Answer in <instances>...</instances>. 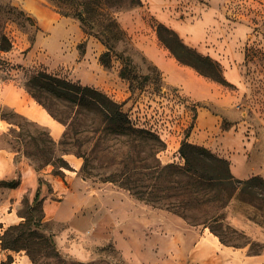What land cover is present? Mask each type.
<instances>
[{
  "label": "rangeland",
  "instance_id": "rangeland-1",
  "mask_svg": "<svg viewBox=\"0 0 264 264\" xmlns=\"http://www.w3.org/2000/svg\"><path fill=\"white\" fill-rule=\"evenodd\" d=\"M78 1L81 0H0V35L5 33L13 42L10 52H0V89L6 84L23 86L41 70L79 81L122 103L138 126L158 133L167 145L159 154L163 164L184 165L179 151L187 140L227 159L232 174L238 179L264 178V0H134V5L119 10L109 8L106 0H101V13L104 16L113 13L132 39L127 54L132 57L138 82H144L147 75L152 78L133 93L129 81L120 77L121 60L114 58L111 68L104 67L100 56L105 46L97 38L87 36L78 19L63 15V10L73 11ZM12 8L25 12L35 25L18 23ZM104 16L98 20H104ZM160 24L175 29L186 45L219 62L221 76L232 85L213 83L217 87L213 97L220 105L214 99L193 101L182 88L170 85L165 75H162L163 81L154 79L161 69L146 50L165 48L157 34ZM81 43H85L82 50ZM193 75L204 79L195 72ZM12 110L0 99V119L5 116L16 127L20 126L26 149L37 155L34 161L23 153L19 157L26 158L35 168L44 166L31 137H36L42 146L40 139L48 138L49 131L25 116L24 119L15 115ZM198 118L210 124L212 133L197 128ZM60 141L52 155L56 166L47 165L41 171L52 169V173H60L56 161L62 155ZM0 146L9 150L14 146L24 148L8 134L0 137ZM79 177L87 189L81 196L84 206L75 220L65 223L44 217L40 227L31 226L44 238L38 235L27 240V250H5L9 254L4 262L8 255L21 253L32 264H176L180 247L184 245L182 238L168 234L152 211L182 219L178 229L205 227L210 230V226H223L221 232L228 241L245 245L250 240L264 247L239 227L243 219L252 223L247 215L255 213L240 202L220 210L223 225H193L172 212L138 200L118 185L103 183L97 177H84L81 171ZM3 189L0 185V191ZM30 204L25 197L19 213L29 217ZM41 215L37 212L35 220ZM25 221L23 218L20 223ZM9 227L0 225V234ZM251 231L258 239L263 238L262 230Z\"/></svg>",
  "mask_w": 264,
  "mask_h": 264
},
{
  "label": "trees",
  "instance_id": "trees-1",
  "mask_svg": "<svg viewBox=\"0 0 264 264\" xmlns=\"http://www.w3.org/2000/svg\"><path fill=\"white\" fill-rule=\"evenodd\" d=\"M106 4L111 9L119 10L134 5L135 1L106 0ZM101 9V0H81L73 11L63 10V15L78 19L85 34L97 38L105 46L106 50L100 56L104 67L111 68L114 58L121 60L120 77L129 81V88L133 93L151 77L147 75L143 78L144 82H138L132 57L127 54L128 45L132 44L131 37L120 26L113 13L104 16ZM11 12L18 23L30 22L35 25L33 18L25 12L17 8H12ZM101 16H104V20H98ZM157 34L162 45L180 64L218 84L232 86L223 75L221 76L222 67L218 61L186 45L174 30L160 24ZM84 45L85 43H81L79 48L82 50ZM120 46L123 48L120 49ZM12 49L13 42L2 33L0 52H10ZM158 72L157 78L154 79L163 81L161 72ZM23 87L52 118L66 128L59 143L62 146V155L56 159L60 173L62 169L72 170L64 156L73 154L84 161L81 168L84 177H97L103 183L118 185L138 200L172 212L191 221L193 225L222 224L224 218L220 210L237 201L254 210L255 213L247 217L264 227L263 177L238 179L232 174L227 159L216 155L205 146L192 144L187 140L182 143L179 151L185 161L184 165L163 164L159 154L166 150L167 145L158 133L138 126L125 112L122 103L97 88L82 85L79 81L75 82L41 70L26 80ZM12 111L24 118L15 110ZM1 117L9 122L5 116ZM9 123L12 128L8 135L13 137L14 143L24 147L16 149L14 146L12 151L18 155L23 153L34 161L37 155L26 149L23 135L19 133L21 127ZM47 137L40 139L42 146L36 137H31L33 146L40 154L38 158L45 163L44 166L35 168L39 173L47 165L56 166L52 155L58 143L49 132ZM40 178L39 176L36 197L28 208L29 217L22 215L26 219L25 222L10 226L0 234L3 250H27V240L31 241L39 235L31 226L40 227L45 217L41 198V189L45 182ZM19 184V179L0 181L4 188H16ZM37 212L42 213L38 221L35 220ZM222 227L210 226V230L223 244L237 248L250 245L253 254L264 251L261 244L250 240L245 245L228 241L221 232ZM227 228L231 230V227ZM39 237L44 238L40 235ZM242 237L245 238V234L242 233ZM28 255L33 258L31 253ZM13 262L14 257L8 255V260L2 264Z\"/></svg>",
  "mask_w": 264,
  "mask_h": 264
},
{
  "label": "crops",
  "instance_id": "crops-1",
  "mask_svg": "<svg viewBox=\"0 0 264 264\" xmlns=\"http://www.w3.org/2000/svg\"><path fill=\"white\" fill-rule=\"evenodd\" d=\"M146 52L161 69L167 82L172 86L182 88L193 101L200 103L214 99L213 90H216L217 83L205 77L204 79L194 78L193 72L199 77L203 78V76L192 68L180 64L167 48L161 51L149 48ZM0 99L2 103L17 113L46 128L56 142L63 138L65 126L52 118L23 86L4 85L0 89ZM214 102L221 104L215 99ZM11 128L12 124L0 119V137L8 134ZM197 128H203L206 133H212L210 124H205L200 118H198ZM64 158L72 170H62L63 176L52 173V169H45L39 173L26 158H20L17 153L0 146V181L20 180L16 188H4L0 191V225L13 226L23 220L19 213L20 206L25 197L29 198L31 204L34 202L39 188V176L45 180L41 189L45 218L65 223L75 220L85 203L81 201V196L87 187L84 180L79 177L84 161L73 154H67ZM52 197L60 201H55ZM152 213L159 217L157 223H162L161 226L168 234L180 235L182 238L184 245L180 247L176 264H264V251L260 254H253L249 246L238 248L227 246L208 228L181 227L178 229L177 226H182V219L167 213L157 211H152ZM239 227L247 235L264 244V228L245 219ZM256 227L258 228L255 229ZM251 230H262L263 238L258 239ZM7 254L9 253L0 245V264ZM13 257L12 264H32L31 259L25 254L18 253Z\"/></svg>",
  "mask_w": 264,
  "mask_h": 264
}]
</instances>
